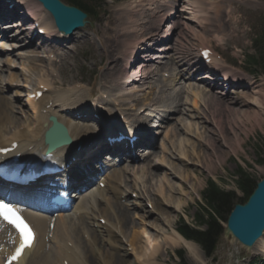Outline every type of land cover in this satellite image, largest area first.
Masks as SVG:
<instances>
[{
    "label": "rangeland",
    "instance_id": "rangeland-1",
    "mask_svg": "<svg viewBox=\"0 0 264 264\" xmlns=\"http://www.w3.org/2000/svg\"><path fill=\"white\" fill-rule=\"evenodd\" d=\"M22 1L28 2L29 0ZM81 1L86 2L85 0ZM210 2L222 6V10H219V7L216 10V4L208 7ZM225 2L226 7L224 6ZM18 3H21V0ZM64 3L69 5L66 1ZM203 4L207 11L195 19L193 11H195L196 5L193 8L194 6L188 0L173 2H168V0H96L93 9L96 15L88 20L84 29L75 33L64 44H49L47 49L35 56L33 55L35 46L24 48L26 38L20 37V32L17 29L9 30L7 34L10 40L3 41L6 43V47L12 50V52H8L10 54L8 58L11 60L13 68L6 69V72L0 71V77H2L0 87L3 89L0 96L14 106L15 115L21 119L22 124L34 123L32 119L34 116L27 103L28 87H36L40 78H46L53 84L51 92L54 94L65 95L72 89V85L80 83L86 88L82 91L83 93L98 94L99 97L105 95L106 105H102V107H105L106 112H112L107 113L110 120L113 121L114 116L117 120H122L125 116L132 124L145 121L146 136L153 140L154 148L150 150L154 151V156L145 163L144 161L126 163L124 160L119 164L118 159L108 161L110 156L107 153L99 156V162L90 163L94 167L95 165L98 167L99 163L110 165L117 163L116 168L123 173V177L122 183L118 184L120 194L116 191L117 188L114 191L117 196L119 194L118 197L115 195L113 197L110 191H105L106 188L105 190L98 188L101 180L104 179L102 175L100 177L102 179L90 186L82 195L85 199L83 206L86 207L85 210L88 214L82 220L83 228L78 224L80 231L76 233V236L81 239V247L87 253V264H107L105 256L108 252L116 254L113 264H142L135 257L130 246L135 229L146 230L144 242L149 236L160 246L156 257L157 264H181L179 253L183 254L187 264H197L199 262L194 261L186 249H172L164 244V238L172 234L169 223L173 224L175 230L181 220L191 227L198 226L197 218L200 206L204 204L202 194L210 180L218 184L221 189L235 192L238 197H242L243 194L236 187L237 174L240 170L248 173L256 183L264 178V126H256L254 122L246 121L242 115L227 114L230 116L229 122L233 131L229 130L230 126H228V122H225V137H222L215 123L206 116L207 113H210L206 105L210 90L205 87L203 83L205 81L201 76L209 69L204 67L200 70L199 65V49L202 46L213 48L216 53L217 66L233 71L243 79L242 86L233 85L225 93L221 86H218V93L221 92L225 98L228 97L225 99L226 102L233 100L232 103H235L239 100L238 105L232 106L235 110L241 113L253 111L249 99L253 98L258 89L264 88V75L253 73L247 68L246 56L254 53L253 40L264 30V0H206V2L203 0ZM158 7H162V9H158ZM167 7H171L172 11L161 25V30L163 29L165 33L162 37L163 43L153 46L145 44L147 48L151 49V52L147 53L141 48L131 62L145 61L143 65L148 66L149 72H153V75L151 74L142 82L139 80L132 82L131 78L127 79L129 82L124 83L120 80V73L123 68H127L126 63L122 60L123 55H121L125 51L124 47L118 46V41L121 39V35L129 32L135 33L137 30L133 29V23L129 20L120 21V17H124V13L131 12V10L139 11L138 25L140 29L146 28L148 22V26H150V21L159 20L164 13L162 11ZM197 7L199 6L197 5ZM209 8L211 10L215 8V15H212L213 12H210ZM219 12L224 17L221 23L219 19L213 17L218 16ZM39 17H41L40 14L36 16L37 19ZM113 20L120 32V35L115 37L116 39L113 38L115 35L112 36L106 32V26L114 23ZM175 27L178 29L173 31L172 29ZM82 38L86 41H82ZM121 40H124V37ZM22 46L23 48H21ZM161 47L164 50L157 52ZM171 48L174 49L172 52L169 50ZM2 51H5V48H0V55H2ZM50 52L54 56L53 61L47 55ZM108 52H112V55H109ZM64 55L69 59H66ZM146 56H150V58ZM156 56L158 58H155ZM180 56L186 58L184 61H187L185 63L188 65L177 63ZM61 57L66 61L64 59L62 61ZM113 58H115V62H110V64L108 60L112 61ZM147 58H153L152 63L148 64L150 60L147 61ZM153 62L155 63L153 64ZM131 69L134 70L133 67ZM10 74L17 77L19 87L14 85L15 82L10 78ZM167 74L168 76H165ZM142 75L145 77L144 73ZM64 80L71 81V87H61L57 84ZM239 93H244L242 100H240ZM195 94L200 96L196 98ZM88 98L85 103L89 102ZM194 102H197L196 105ZM116 103L120 105L117 106ZM141 107L145 108L141 109ZM143 110L145 111L141 112ZM177 110L178 112L170 118L171 114ZM72 125H76V123H72ZM17 130H10L11 133L6 137L9 139L10 135ZM237 135L241 137L242 146L240 147L234 142V137ZM209 137H215L218 141L217 146H220L224 152V161L214 159L216 164L214 163L213 170H209L200 163L204 153L212 154L211 150L206 149V140ZM226 137L233 141L226 145ZM146 149L144 146L138 147L137 156L147 157L149 152ZM178 157L184 159V162L177 161ZM150 164L164 167L163 171H154L153 173L156 175L150 176L151 179L146 175ZM141 168L144 169L145 175L138 171ZM168 183L174 187L172 190ZM163 184L166 191L164 190L162 195L160 188H163ZM106 186L108 187L109 184L106 183ZM107 200L123 205L132 217L131 223L133 222L123 231L117 226L113 228L114 239H110L109 233L100 228L102 224L98 219L102 218L101 211L106 217L109 205L111 206ZM81 202L82 198L78 199L67 216L74 219L76 211L73 210L79 207ZM147 202L153 204L152 210L147 208ZM169 202L183 203L184 205L178 211L171 209L168 205ZM118 210L117 213H119ZM94 215L98 217L96 221H92ZM109 215L112 216V213L110 212ZM222 224L226 226L225 221ZM134 225L136 228L133 231ZM86 230L89 233H86ZM93 232L97 234L100 246H92L82 234H88L91 237L90 234ZM113 246L119 249V253ZM198 247L203 255L200 264H264V253L250 255L242 246L224 235L212 258H208L201 247ZM50 251L46 250L45 255L39 254L37 259L56 255L55 250H52L54 253ZM78 254L80 257V253ZM78 261L81 264L85 263L82 257Z\"/></svg>",
    "mask_w": 264,
    "mask_h": 264
},
{
    "label": "bare ground",
    "instance_id": "bare-ground-1",
    "mask_svg": "<svg viewBox=\"0 0 264 264\" xmlns=\"http://www.w3.org/2000/svg\"><path fill=\"white\" fill-rule=\"evenodd\" d=\"M141 1H144V0H141ZM188 1H189V3H191L192 6L196 5V8H195V6L193 7V8H195L194 9L195 11H193V13L195 14V19H198V15H201L203 12L207 11V8L205 10L203 0L202 1L201 0H188ZM204 1L206 2V0H204ZM17 2H19V0H17ZM3 3L5 5V1ZM212 4H216V3L210 2L208 4V7ZM21 5L28 12L30 11L33 16H39V14L41 15V17H39L36 20V21L40 22L41 27L45 28L47 31H49V33L53 32V31H55L57 33V29L53 23L51 16L44 9H42L43 8L42 5L39 4L36 0H29L28 2H23L21 0ZM197 5L199 7H197ZM216 5H217L216 10L218 7H219V10H222V8H223L222 6H220L218 4H216ZM171 6H173V5H171ZM224 6L226 7V2L224 3ZM158 9H162V7H158ZM209 9H210V12H213L212 15H215V13H216L215 8H213L212 10H211V8H209ZM15 10H16V6L12 9L11 12L16 15ZM171 11H172V9H168V8L166 10H163L162 12H164V13H163V15H161L162 17L160 16L159 20L153 21V22L150 21V26H148L149 25V22H148L147 27L146 28L143 27L141 29H140V26L138 25V17L140 15L139 11L131 10V12H126V13L123 12L124 17H120V21H125V19L129 20L131 23H133V25H132L133 29H136L137 31L135 33L129 32V33H125L124 35H121V39H123V37H124V40L120 39L118 41V46L124 47L125 52H123L121 55H123L122 60H123V62L126 63V66H127V68H123L121 70V73H120V75H121L120 80L121 81H124V83H126V82H129V80H127V79L132 78V80H133L132 82H136V80H139V82H142V81H145L147 78H149L151 74L153 75V72H151V73L149 72V67L143 65V63L145 61H143V62L136 61L135 63H131V62L135 59V57H136L135 55H136L137 51L140 50L141 48H143L144 51L147 53L151 52V49L147 48L145 46V44H150L151 46H153L154 44L163 43L162 37L164 36L165 33L163 32V29L161 30V25L163 24V21L166 19L167 15L169 13H171ZM140 12H141V10H140ZM196 13H198V14L196 15ZM2 15H7V13H6V9H4V11H3V9H1V7H0V18H2ZM213 17L216 19H219L220 23L223 22V20H224V17L221 16V12H219L218 16H213ZM155 19H157V18H155ZM212 20H213V18H212ZM113 22H114V20H113ZM19 26H21V25H18L15 22V24H13V26H12V24H7V26L4 28L9 30L10 28H12V29L15 27L19 28ZM121 26H122V24H121ZM106 28H107L106 32H109L112 36L115 35L113 38L118 37L120 35V32L118 31V28L116 27V22L109 24L108 26H106ZM177 29L178 28L175 27L172 30L174 31ZM57 34L59 35L60 33H57ZM131 34H134L135 36L131 35ZM21 36H23V35L21 34L20 37ZM138 36H139V38H138ZM4 38H5L4 40H7V41L10 40V39H8L9 37L7 35H6V37L4 36ZM64 38H66V40L70 39V37H68V36H64ZM4 40H2V39L0 40V47L1 48H3V47L7 48L6 44L2 42ZM82 41L85 42L86 40L84 38H82ZM34 44L35 43H33V42H30L28 45L24 44V46H25L24 48H27V46H35V50L33 51L34 52L33 55H35V56L39 52L44 51L46 49V46L43 44L40 46H37L36 44L35 45ZM21 48H23V46ZM173 48H174V46H173ZM173 48H171L169 50H171V52H172L174 50ZM9 50L10 49H6L5 51H2L1 52L2 55H0V67L5 68V70L6 69L11 70V68H12L11 60L9 58L7 60H5V57H4L6 55H9V53H8ZM160 50H164V49L161 47V48H159V50H157V52H161ZM175 51H177L176 48H175ZM108 54L112 55V52H108ZM146 57H148V56H146ZM148 58H150V56ZM148 58L146 59L147 61L150 60V61H148V64L152 63L153 58L152 59H148ZM155 58H158V57L156 56ZM63 59L66 61V59H69V58L68 57H66V59L62 58V61H63ZM124 60H126V61H124ZM184 60H186V58L183 56H180L179 61L177 63H179L181 65H183V64L188 65L185 63L187 61H184ZM108 61H109V63L110 62L114 63L115 58H113L112 61H111V59ZM127 61H128V63H127ZM182 61H184V62H182ZM154 63L155 62H153V64ZM129 66H130V68L128 69ZM132 67L134 68V70L131 69ZM222 72H224L226 75L231 76L237 82L239 87L242 86L241 81H243V79L238 74L227 71V70H223ZM142 73H144L146 78L143 75L141 76ZM159 73H160V71H159ZM112 75L114 77V74H112ZM110 76H111V74H110ZM203 76H205L206 78H208L212 82H214L213 87L211 86V84L209 85V84L203 82L205 87H207V89L210 90L207 103L205 102L208 110H210V113L209 114L207 113L206 116L211 118V120L215 123L216 127L218 128L217 130L219 131V133L222 137L223 136L225 137V128H224L225 122H228V126H230L229 130L233 131V127H232L231 123L229 122L230 121L229 115H233V116H241L242 115L244 117V119H246V121L254 122L256 126H260V127L264 126V88L263 87H261L260 89H258L256 91L253 98L249 99V101H251L250 105L253 107V111H251V112L245 111V112L241 113L240 111H237V110H235V108L232 107V106H235L236 104L238 105L239 100L236 101L235 103H232L233 100H228L226 102L225 99H227L228 97L225 98L221 93H218V91H217L218 90V82L216 81V83H215L214 74L208 75L206 72H204ZM10 78L13 79V82H15L14 85L16 87H19L18 82H17V77L14 74H10ZM57 84L61 87H67V86L71 87V81H68V80L61 81L60 83L57 82ZM40 85H43V87H45L48 90V92H45V94L42 96V98L40 100H38L37 103H35L34 106L32 107V111L34 113L35 118H34V123L33 122H32V124L30 123V125H27V124L25 125L24 123L22 124V121H20L21 119H19L15 115L14 106H12L9 102H7V100H5L2 96H0V149H6L9 147H12V144L16 143L18 145V148L13 152V154L14 153L22 154V157L24 158V160H26L27 163H29L27 165L36 166V164H37L38 165L37 167H39V168L44 166L46 161H47L44 158V152H42V149L45 146L44 136H45L46 131L51 126V123L49 122V118L51 116H55L57 118V120L67 128L69 135L73 140V143L70 146L57 148V150L52 153L51 159L54 162L58 163L60 166H63L64 164H71V168H69L71 170H68V169L66 170V172H67L66 176L71 172L73 181H70V183L73 185L75 184L78 187H80L82 185V183H83V186H85V183H87V180L90 181L91 177L94 175H99V178H100L101 175L99 173H97L98 171L96 169H92L91 167H89L87 165L88 162L86 160L83 161L84 158H87L89 156L90 151L95 148L94 144H96V143H94V139L98 135L94 134L93 131L100 133L98 130H96L94 124L89 123L87 121L88 119H90V120L93 119L94 121H96V123L94 122L96 125L100 124V119H98V120L95 119L93 117V115H91L90 112L86 110L87 106H85L86 105L85 101L92 94H90L89 92L83 93L82 91L86 90V88H83V90H81L80 88H76L75 84L72 85L73 88L70 91H68V93H66L65 95L56 94V93L54 94V93L49 92V88L52 87V84L48 81H42V82H40ZM1 92H3V91L0 89V94H1ZM32 92L34 93L36 91L33 90ZM243 94L239 93L240 98H241L240 100H242ZM195 96L197 98L200 95L195 94ZM91 98L92 97H89L88 99H91ZM98 101H96L97 105L98 104L106 105L104 97H101V99L98 98ZM168 101H169V98L167 99V102ZM196 103L197 102H194V105H196ZM36 108H37V111H36ZM67 110H70L72 112L71 115L75 116L76 120H74V118L66 116ZM176 112H178V110L174 111V113L171 114L170 118H172L174 116V114H176ZM26 114H28V113H26ZM227 114H229V115H227ZM79 115L81 116V119H78ZM103 118H104V116H103ZM205 122L208 123L207 121H205ZM72 123H76V125H72ZM144 123H145V121L139 123L142 125L141 126L142 129L145 127ZM72 126H74V127H72ZM11 127H13V128H11ZM16 128L17 129L19 128V129L17 130ZM12 129H15L17 131H14L13 134L10 135V138L8 139V137H6V135H9L11 133L10 130H12ZM134 129L138 133V129H136V128H134ZM131 133L132 134H128L125 132L126 135H130V136H133L136 134V132L133 129L131 130ZM222 140H223V138H222ZM231 141H233V140H231L230 138L227 139V137H226V145H227V143L230 144ZM206 142H207V148L206 149L209 151L211 150L212 154L207 155L206 153H204L203 154L204 156H202V160L200 161V163L203 166L207 167L209 170H213L212 167L214 166V163H215L214 159L224 161V152L220 149V146H217L218 141L215 139V137L214 138L209 137L206 140ZM234 142L236 143L237 146H239V147L242 146L241 137H239L238 135L236 137H234ZM147 145L149 147H151V148H148V150H147L149 152L148 153L149 155L147 157L144 158V156L140 157V156L136 155L135 158H131V157L126 156L125 162L126 163H134L137 161H144V163H145V162H147V160L151 159L154 156V151H152L150 149L154 148V144L147 143ZM79 147L82 149H79ZM113 147H115V148H111V147L107 146V142L105 144H101V146L97 147V149L95 150L96 153L94 152V154L92 155V158L90 160H97L99 158V154H100L102 149L109 150V151L118 149L122 152L124 151V148H122V147H119V148H117L116 146H113ZM142 157H143V159H142ZM199 157L201 158V156H199ZM73 161H75L74 165L77 163L79 166L78 167L72 166ZM177 161L183 163L184 159H182L181 157H178ZM163 169H164L163 166L150 164L149 170L148 171L146 170L147 171L146 175L149 177L152 175L155 176L156 174L153 173L154 171L160 172V171H163ZM104 170L106 171L105 173H107L108 171L110 172V174H108V176L106 174V178L104 179V182H106L110 185V192H112L113 195L118 197L120 194V192H119L120 189L118 188V184L122 183L121 179L123 177V173H121V171H119L116 168L115 164L106 165V167H104ZM138 171H140V174L145 175V171L143 168H141V170H138ZM135 174H136V172H135ZM75 177H76L77 181H80V179H83V181L77 183L74 180ZM164 178L166 179L165 176H164ZM149 179H151V177ZM162 183H164V182H162ZM168 184L170 185L169 188H171V190H172L174 187L170 183H168ZM162 187L163 188H160V192L163 195V192H164V190L166 191V189L164 188V184L162 185ZM115 189L117 192H119L118 196L114 193ZM78 197L82 198V196H78ZM84 201H85V199L83 198L82 202L79 204V207L74 209V211L80 213L78 218L74 216V219H73L72 217L67 216L68 214L66 215V214L60 212L59 215H57V217L55 219V226H54L53 231H51L50 227H51V222H52V219L54 218V216L50 210L42 209L43 207H42V204L40 201H38L35 204V205H37L36 208H30L28 206H22L21 208L23 210L24 215L26 216L28 221L32 224V226L34 227V229L37 232V239L35 240L31 249H27L24 252L22 258L18 261L17 264H61V263L65 264V262L68 260H69V264H81L78 261V259L80 257H82L83 260H85L84 264H87L88 263L86 260L87 253L85 252L84 248L82 249V247H81L82 246L81 239H79L78 236H76L77 235L76 233L78 231H80L78 229L79 228L78 224H80V226L82 227V220H84L85 215L88 214L87 211L83 212L84 214H82V211H84L86 209V207L83 206ZM90 201H91V199H90ZM107 203L110 204L111 201L107 200ZM168 205L170 206L171 209H175V210L179 211V210H181V208L183 207L184 204L183 203L175 204V203L169 202ZM168 205H167V207H168ZM109 207L110 208L106 213V217H105V214L103 211H101V213H100L102 218L105 217V219L107 220V223L112 225L113 228H115L116 226H117V228H121L120 229L121 231L125 230L128 226H131V224L133 223V222L131 223L132 217H131L130 213H128V211L124 208L123 205H121L119 203H111V206L109 205ZM117 209H119L118 210L119 213H117ZM110 212L112 213V216L109 215ZM75 214H77V213H75ZM79 221H80V223H79ZM169 226H170L169 228L172 229V234L167 235L164 238V244L167 245L168 247L172 248V249H177V248L186 249L188 251L189 255L191 256V258H193L194 261L199 262L197 264H200L201 259L203 258V255H202V251L200 250L198 245H196L195 243L188 241L184 237H182L174 229V226L171 222L169 223ZM135 228H136V226L134 225L133 231ZM84 229H86V228H84ZM106 230L109 233L110 239H114L115 236L113 235V229L107 228ZM140 230L141 231L135 229V232L133 234L131 245H130L132 247V252L134 253L135 257L139 261L142 262V264H157L156 263L157 262L156 257H157L158 252L160 251L159 250L160 246L158 245V243H156V241L151 240L149 236H148L149 238L146 237L145 242H144V238H145V235L147 233H146L145 229H140ZM86 233H89V231L86 230ZM50 235H52V238H50ZM90 235L92 237V238L90 237L92 240V246H95V245L100 246V244H99L100 242L98 241L99 238H98L97 234H94V232H93ZM70 242H72L75 245V247H76L75 250L73 247H70L68 245V243H70ZM54 243H55V245H54ZM17 244H18V238L15 235L12 228L9 226L8 227L4 226V223H2L0 221V264H4L6 257L12 253L13 248ZM113 247H114L115 251L119 253V251H118L119 249L116 248V246H113ZM79 248H81V249L78 252ZM46 250H48V252L50 250L51 251L55 250L56 255L53 257L52 256H45L43 259H40V258L37 259L39 254L43 253V255H45ZM247 252L250 255H256L259 252L264 253V235L262 238H260L256 242L254 247L247 250ZM51 253H54V252L52 251ZM78 253H80V257H79ZM118 253H117V255H118ZM105 257L107 260V264H113V260L116 258V254L108 252Z\"/></svg>",
    "mask_w": 264,
    "mask_h": 264
},
{
    "label": "trees",
    "instance_id": "trees-1",
    "mask_svg": "<svg viewBox=\"0 0 264 264\" xmlns=\"http://www.w3.org/2000/svg\"><path fill=\"white\" fill-rule=\"evenodd\" d=\"M68 1L83 8L89 16L95 13L93 8L82 5L79 0ZM86 1L91 5L95 0ZM253 44L254 53L246 56V66L253 73L264 75V30L256 36ZM256 184V181L248 173L240 170L237 174L236 187L243 196L238 197L235 192L225 191L210 180L203 192L204 204L200 206L197 218L198 226L191 227L181 220L178 224L179 233L187 240L200 245L205 255L212 258L224 233L222 222L227 221L236 204H244L248 200L255 190ZM179 256L181 264H187L183 254L179 253Z\"/></svg>",
    "mask_w": 264,
    "mask_h": 264
},
{
    "label": "water",
    "instance_id": "water-1",
    "mask_svg": "<svg viewBox=\"0 0 264 264\" xmlns=\"http://www.w3.org/2000/svg\"><path fill=\"white\" fill-rule=\"evenodd\" d=\"M51 14L59 31L66 35H72L87 24V15L76 7L63 4L59 0H37ZM59 133L61 144H70L71 138L67 130L55 123L47 133L50 138L54 133ZM53 145V144H52ZM50 145L49 151L52 149ZM264 235V178L257 183V187L245 204L235 206L227 225L224 236L243 246L245 250L254 247L256 242Z\"/></svg>",
    "mask_w": 264,
    "mask_h": 264
},
{
    "label": "snow or ice",
    "instance_id": "snow-or-ice-1",
    "mask_svg": "<svg viewBox=\"0 0 264 264\" xmlns=\"http://www.w3.org/2000/svg\"><path fill=\"white\" fill-rule=\"evenodd\" d=\"M0 219H3L6 223L13 226L19 233V247L17 248L15 255L10 257L8 261V264H12L13 261L19 259L25 248L31 247L34 234L32 233L31 227L22 218L18 210L3 200H0Z\"/></svg>",
    "mask_w": 264,
    "mask_h": 264
}]
</instances>
